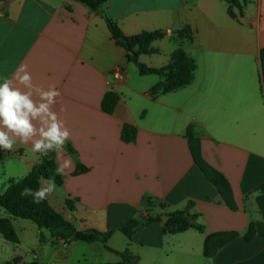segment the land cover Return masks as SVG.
Masks as SVG:
<instances>
[{"label": "crops", "instance_id": "crops-1", "mask_svg": "<svg viewBox=\"0 0 264 264\" xmlns=\"http://www.w3.org/2000/svg\"><path fill=\"white\" fill-rule=\"evenodd\" d=\"M239 2L234 16L228 14L226 0L103 3V15L127 36L164 31L165 36L150 45L157 52L140 54V63L165 66L179 46L195 59L188 85L152 97L150 88L162 78L139 74L101 14L74 0L0 1V82L26 64L34 84L44 89L55 85L61 92L53 110L71 133L63 151L54 152L55 168L65 159L74 167L60 174L62 184H56L46 201L78 230L104 231L139 219L149 201L163 203L167 212L183 210L190 201L189 212L204 227V232L189 228L170 234L162 222H153L137 229L131 241L114 230L107 246L128 248L139 257L136 264H163L169 256L173 264H264V83L259 58L264 0ZM184 26L194 32L191 41L181 42L174 34ZM117 68L120 76L114 77ZM108 91L119 95L112 113L101 108ZM124 123L137 129L133 142L120 139ZM188 127L203 159L227 181L236 209L221 203L194 170L185 136ZM39 160L31 143L19 139L12 151L0 149V192ZM78 165L86 170L73 174ZM19 227L20 235L15 230L20 242L29 227ZM250 227L252 235L246 239ZM217 232L235 236L213 256L204 257L206 235ZM116 233L124 237L119 247L110 244ZM77 242L82 241L69 243L63 251L51 247L45 255L41 246L36 260L94 264L87 256L95 253L97 242H83L74 250ZM116 256L113 262L120 260Z\"/></svg>", "mask_w": 264, "mask_h": 264}, {"label": "trees", "instance_id": "trees-1", "mask_svg": "<svg viewBox=\"0 0 264 264\" xmlns=\"http://www.w3.org/2000/svg\"><path fill=\"white\" fill-rule=\"evenodd\" d=\"M5 1V0H0ZM85 5L89 10L101 14L112 38L115 42L123 47L127 52V59L133 63L140 75H157L162 78L150 88L152 97L159 94L172 92L179 88L188 85L194 76L196 68L195 59L188 54L183 47L179 46L170 55L168 64L160 68L147 67L140 63L138 56L140 54H152L157 51L151 48V43L155 40L162 39L165 36L164 31H143L141 33L127 36L119 26L102 13V5L107 0H74ZM228 3L227 12L230 16H234L233 8H240L239 0H226ZM177 39L181 42L191 41L194 32L190 26H184L174 32ZM261 64V78L264 83V47L260 49L259 53ZM119 101V95L115 92L108 91L104 94L101 101V108L106 113H112ZM137 129L134 125L124 123L120 131V139L125 143H130L135 140ZM185 136L187 139L189 151L193 160L194 170H196L201 178L209 183L218 195L219 201L230 209H236L233 199L232 191L224 179V177L213 167H211L202 157L199 147L198 139L191 127H188ZM39 163L34 165L31 170L22 178L11 180L7 188L0 192V208L5 212V216L0 217V235L4 240L11 243H19V237L12 223V219L19 218L29 220L36 225L38 229H47L51 238L54 240H61L65 243L75 241H82L85 243L100 242L108 251L118 254L121 258L118 262H107L100 264H136L139 257L132 254L128 248L119 252L107 246V242L114 230L123 233L129 241L132 240V234L149 223L160 222L161 216L145 217L141 219H128L117 226H112L104 231L95 228L76 229L74 225L63 217V215L55 210L46 200L36 203L31 196L22 197L21 190L25 187L33 190L40 187V178L48 179L54 178L55 184L61 185L63 178L57 174L55 168V153L50 152L48 156H42L39 153ZM42 161V162H41ZM83 165H78L73 171L77 174L85 171ZM169 202L168 199L164 200ZM164 207L163 203L159 204ZM191 202L183 210H175L168 215L169 221L165 224V230L170 234L183 232L189 228H194L199 232H204V227L196 222L197 215L189 212ZM252 235V228H249L245 238L249 239ZM235 236L232 232H217L208 234L205 237L203 244V256L211 257L216 251L228 240ZM44 240L40 233L39 241ZM19 257H14L12 262H5V264H15L19 262Z\"/></svg>", "mask_w": 264, "mask_h": 264}, {"label": "clouds", "instance_id": "clouds-1", "mask_svg": "<svg viewBox=\"0 0 264 264\" xmlns=\"http://www.w3.org/2000/svg\"><path fill=\"white\" fill-rule=\"evenodd\" d=\"M61 92L50 85L47 89L33 83L26 64H21L11 78L0 82V149L12 151L17 139L31 143L32 151L48 156L50 152L63 151L71 133L65 121L53 110ZM42 162V161H41ZM74 165L70 159L58 164L57 174L64 173ZM40 187L33 190L25 187L22 197L31 196L40 203L56 190L54 178H40ZM255 193L254 195H258Z\"/></svg>", "mask_w": 264, "mask_h": 264}, {"label": "rangeland", "instance_id": "rangeland-1", "mask_svg": "<svg viewBox=\"0 0 264 264\" xmlns=\"http://www.w3.org/2000/svg\"><path fill=\"white\" fill-rule=\"evenodd\" d=\"M171 212H167L166 209L163 207H160L157 202L154 201H149V202H145V204L143 205V207L140 209L139 211V219L141 218H145V217H155L158 215H167ZM5 216V212L2 208H0V216ZM169 218L165 221L162 222L164 225L166 223H168ZM12 223L14 225V227L16 228L18 234L21 233L20 232V227L19 225L21 223L28 225V229L25 230L24 235L22 236V238L20 239L19 243H11L8 242L6 240L3 239V237L0 235V260L3 261H9L12 262L14 257H17V255L20 257L21 259V263H25V264H43L38 262L36 259L39 258L40 255V247L41 246H45L44 249V255L45 254H49L46 253L50 250L51 247H53L54 249H58L60 251H63L64 249L68 248V245L65 244V242L62 243V245H60L58 243V240H54V242L50 241V233L47 229L43 228V229H38L36 227V225L34 223H32L29 220H25V219H19V218H14L12 219ZM95 225V224H94ZM98 225V224H97ZM95 227V226H93ZM37 230H39L44 238V240L39 241L40 238V234H37ZM20 235V234H19ZM35 237L38 238V241H35ZM123 235H120L119 233H116V235H114L111 238L110 244L113 247H119L121 245V243L123 242ZM85 243L83 242H77L75 245V249H78L79 246L84 245ZM101 243L97 242L95 244V253L93 255L89 254L87 257L91 259V261H94V264H100V263H107V262H113L115 261V259H118V257L112 253H109L107 251H103L101 248ZM124 251V250H122ZM119 251V252H122ZM131 252V251H130ZM79 254H77L78 256ZM119 256V255H118ZM120 258V256H119ZM172 258H174L173 256H169L168 258H166V261L163 262V264L166 263H171L173 264V260ZM159 257H157V262H158ZM165 260V258H163ZM121 260V258H120ZM119 260V261H120ZM5 264V263H4ZM15 264H20V263H15ZM55 264H58V261L55 262Z\"/></svg>", "mask_w": 264, "mask_h": 264}, {"label": "built area", "instance_id": "built-area-1", "mask_svg": "<svg viewBox=\"0 0 264 264\" xmlns=\"http://www.w3.org/2000/svg\"><path fill=\"white\" fill-rule=\"evenodd\" d=\"M120 71H121V70L117 68L116 70L113 71L112 75H113L114 77H118V76H120ZM65 244L68 245V243H65Z\"/></svg>", "mask_w": 264, "mask_h": 264}, {"label": "water", "instance_id": "water-1", "mask_svg": "<svg viewBox=\"0 0 264 264\" xmlns=\"http://www.w3.org/2000/svg\"><path fill=\"white\" fill-rule=\"evenodd\" d=\"M168 219V215H162L161 220L162 222H165Z\"/></svg>", "mask_w": 264, "mask_h": 264}]
</instances>
